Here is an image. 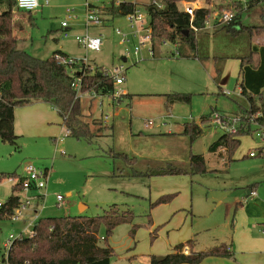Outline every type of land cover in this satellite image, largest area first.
I'll return each mask as SVG.
<instances>
[{"label":"rangeland","instance_id":"1","mask_svg":"<svg viewBox=\"0 0 264 264\" xmlns=\"http://www.w3.org/2000/svg\"><path fill=\"white\" fill-rule=\"evenodd\" d=\"M48 1L45 5L44 0H39L40 7L31 13L30 22L28 16H23L22 23L19 18L22 16H18L14 7L12 19L18 48L40 60L61 50L78 63L87 62L99 73L123 66L124 80L122 85L114 86L111 95L93 97L92 90L80 97L79 120L92 136L90 139L65 137L57 112L46 103H31L30 115L23 117L25 125L30 120V136L17 135L13 145L0 140V203L13 194L11 176H19L22 166L30 163L39 170L50 171L40 218L97 217L110 209L128 216L127 222L108 236L104 225L99 228L100 244L113 250L110 264H148L150 256L170 254L176 245L190 240L198 252L230 245L235 202L246 195L247 187L256 185L258 191L264 187V156L248 157L251 151L257 152L261 143L255 136L240 138L239 148L228 161L226 153L208 151L222 135L219 130L202 125V134L191 139L182 134V129L187 124L199 123L212 109L236 112L239 60L225 61L222 79L217 83L213 81V57L203 61L175 57L168 54L174 49L171 43L155 44L153 58L144 52L143 59L138 60L133 54L135 41L121 44L115 34L116 29L130 32L124 16L104 14L103 25L86 29L83 22L86 0ZM98 1L106 6L135 3L142 11L152 2ZM197 1L211 11L213 23L214 14L233 10V3L244 9L250 0H210L207 4ZM178 7L181 9V2ZM68 8L74 10L77 20L68 24L69 37L63 38L61 23ZM240 22L244 26L260 24L254 13L245 11ZM216 29L199 32L200 57L207 45L210 57H223L235 56L238 49L249 43L247 35L231 36L225 29L215 33ZM86 32L103 37L99 52H87L77 45L75 38ZM261 37L264 34L253 41ZM179 46L183 53L193 52L185 45ZM222 90L232 93L231 96L221 95ZM116 94L120 96L118 100ZM174 94L188 95L190 101L168 103L166 96ZM148 122L152 124L146 127ZM192 155L205 157V172L192 170ZM168 168L186 172L163 174ZM58 195L63 197L65 209L56 208ZM26 219V215L17 223L0 219V264H7L4 244L9 235L18 237ZM31 230L23 233V237H29Z\"/></svg>","mask_w":264,"mask_h":264},{"label":"trees","instance_id":"2","mask_svg":"<svg viewBox=\"0 0 264 264\" xmlns=\"http://www.w3.org/2000/svg\"><path fill=\"white\" fill-rule=\"evenodd\" d=\"M182 1L196 2L197 0H159L161 9L147 6L145 9L150 18L153 44L162 41L176 44L181 58H193L203 61L209 58L208 49L199 56L200 43L197 36L204 27L205 21L211 15L207 7H203L190 16L181 11L178 4ZM206 4L210 0H203ZM113 5V4H112ZM235 17L229 24H223L218 30L225 29L231 36L247 35L249 43L238 49L235 56H213V81L217 83L222 73V63L227 59L239 60L240 98L244 102L239 105L241 113H261L260 123L264 125V45L252 46L255 37L264 34V0H250L243 9L241 5L233 3ZM15 0H0V140L8 144H15L18 136L14 133V111L17 107L34 102L50 105L60 117L62 125L70 130V136L90 139L89 131L80 122V98L72 88L73 76L70 69L61 64L67 55L54 51L45 60L34 58L18 48V41L13 36V9ZM133 8V4L123 2L106 11L109 17L126 16ZM252 12L259 19V25L244 26L240 22L243 12ZM30 15V14H29ZM216 27H214L215 29ZM196 29L197 31H194ZM215 30V33L218 31ZM214 33V34H215ZM179 45H185L189 54L183 53ZM257 56V61L254 57ZM78 70V69H77ZM82 77L81 93L94 91L98 96L114 93V84L110 77H105L96 69L93 75L89 70L80 68L77 73ZM168 103H188L190 97L183 94L167 95ZM213 112V111H211ZM200 118L206 123L210 114ZM201 131L194 124H187L183 134L194 139ZM250 135V132L239 131L237 135L222 134L208 148L210 153L225 149L228 161L240 146L239 138ZM192 170L205 172V162L201 155L190 157ZM186 171L180 168H168L163 174L180 175ZM11 178H19L12 175ZM1 181V176H0ZM256 185L249 186L252 191ZM19 184L12 188V196L3 203L0 219L10 215L18 204ZM165 200L161 201V203ZM105 212L101 216L40 218L33 226V237L17 239L11 244L6 262L7 264H110L113 250L107 245H101L98 232L101 225L105 227L106 235L120 224L126 223L128 216L118 215L116 212ZM106 241V239H103ZM193 241L176 245L173 252L162 257L150 256L148 264H199L209 257H231L227 247L220 245L207 251L193 252L188 255L182 252L185 246L191 247Z\"/></svg>","mask_w":264,"mask_h":264},{"label":"built area","instance_id":"3","mask_svg":"<svg viewBox=\"0 0 264 264\" xmlns=\"http://www.w3.org/2000/svg\"><path fill=\"white\" fill-rule=\"evenodd\" d=\"M123 3V2H121ZM121 3H116L115 5L111 4L106 6L105 4H100L98 0H86L84 4V18L83 22L85 24L86 29L93 26H101L103 25V15L104 12L111 9L113 6H118ZM44 4L48 5L49 1L44 0ZM133 8L132 10L124 16L127 22V27L129 29V33H124L119 29L115 30V34L120 38L121 44H127L132 40L135 41L136 45L133 51L134 56L138 60H142L144 57V52L148 57H154L155 55V45L153 44L152 38V28L150 25V18L149 15L144 9L142 11L138 8L137 4L132 3ZM149 6L157 7L158 9L162 8V5L157 2L156 0H152ZM40 7L39 0H15V8L17 11H21L27 14H31L38 10ZM203 8V6L197 1L192 3H187L182 1L181 2V11L186 13L190 16L192 21L194 17V13ZM73 9H66L65 11V18L64 21L61 23V28L63 29V38H68L69 34L67 33L68 24L70 22H74L77 20V16L73 15ZM235 14L229 12L228 10H222L218 14H214V22H211V15L205 21L204 27L202 31L207 29H214V27L229 24L234 19ZM194 31H197L194 29ZM77 45L83 48L85 51L89 52H99L101 47L103 46L104 39L101 35L98 36H90L87 32L83 36H78L75 38ZM169 42L162 41L161 45L166 46ZM174 48L168 54L178 57L179 51L177 49L176 44H172ZM127 57V56H126ZM126 59V58H125ZM61 64L68 67L70 69V75L73 76L72 88L75 91L77 97H82L81 93V85H82V77L78 76L77 73L80 71L81 67L84 69L89 70L90 74L93 75L95 73V68L90 66L87 62L81 61L78 63L77 61L66 58L61 61ZM78 69V70H77ZM101 73L105 77H110L113 81L114 86H120L123 84V73L124 69L123 66L115 67L109 70H103ZM226 95H230L229 92H225ZM239 96H240V88H239ZM97 94H94L95 97ZM98 96V95H97ZM117 100L120 98L115 97ZM261 113L256 114H244V113H237L235 115H225L219 113L217 111H213L210 114L209 120L204 123L203 125L206 128H214L219 130L222 134L227 135H237L239 131L250 132V135L245 137H253L255 136L256 140H259L261 145L257 148V152L251 151L248 154V157L254 158L258 155H264V125L260 123L259 119L261 118ZM152 123L148 122L147 126H150ZM64 136H70V130L65 128ZM63 139H59L61 141ZM58 141V140H56ZM49 178V171L47 170H39L34 165L28 163L25 164L23 167V175L19 178H10L9 180L16 184H19V192L17 193L18 196V204L14 208L13 212L10 215L5 216L8 218L12 223L20 222L21 219L24 217L26 212L32 211L35 208L33 218L28 221L26 227L22 229L18 237H14V235H9L6 243L4 244V249L7 250V254L9 248L13 241L17 239H22L23 233L27 232L28 229H32L29 237H33V226L34 224L40 219L39 214L44 210V201L46 198V190H47V183ZM32 193V194H31ZM249 196H255V191H249ZM35 202H37V206H35ZM56 208H63L65 209L64 199L61 196H56ZM3 208V203H0V211ZM101 240H103L101 238ZM182 252L185 255L189 254V249L184 247ZM7 259V258H6ZM6 261V260H5ZM7 263V262H6Z\"/></svg>","mask_w":264,"mask_h":264},{"label":"crops","instance_id":"4","mask_svg":"<svg viewBox=\"0 0 264 264\" xmlns=\"http://www.w3.org/2000/svg\"><path fill=\"white\" fill-rule=\"evenodd\" d=\"M15 13H14V26L16 25L15 24ZM17 13H18V16H22V17H19L20 20H23L22 23L25 22L23 16H28L29 17L28 22H30L32 14L29 15L27 13L20 12V11H17ZM104 14L105 15L107 14L106 11L104 12ZM22 23L18 22V24H19L18 27L22 28V26H21ZM13 29H14L13 30V32H14L13 36L16 37V39L19 43L18 35L15 34V28L13 27ZM216 30H218V29H216ZM67 31H68V29H67ZM204 31H206V30H204ZM210 37L211 36L209 35V38ZM214 37H215V35L213 34L212 39ZM251 45L252 46H258V47L263 46L264 45V37L256 38L255 41L252 40ZM209 47L210 46L207 45V49H209ZM243 50H245V49H243ZM56 51L62 52L61 50H56ZM62 53H64V52H62ZM65 55H67V54H65ZM212 57L213 56H211V57L209 56V58H212ZM209 58L206 60H209ZM254 60L257 61V56L254 57ZM225 61L222 64L221 79L223 76ZM212 64H213V68H214V61L213 60H212ZM213 71H214V69H213ZM239 78H240V75H239ZM225 92L226 91L222 90L221 95L229 97L232 94L229 92L230 95H226ZM238 97H239V102L237 103L236 112L223 113V112L217 111L216 109H212L211 111H217V112L225 114V115H235V114L241 112L239 105L240 104L243 105L244 102L241 100L239 95H238ZM48 106H50V105H48ZM42 108H44V107H42ZM25 114L30 115V104L23 106V107H20V108H16L14 111V115H15L14 133L16 136L17 135L22 136V137L30 136V120H27L26 125H25V123L23 121V117ZM192 124L199 127V129L201 131V133H200V135H201L202 134L201 126L203 124L200 122V119H199V123L193 122ZM25 126H27L26 129H25ZM184 127L182 129L183 131H184ZM183 131H182V134H183ZM243 137H245V136H243ZM243 137H240V138H243ZM240 138H239V141H240ZM252 141H255V140H252ZM240 144H241V141H240ZM215 153L216 154L217 153L223 154L226 152H225V149L222 148V149L217 150V152H215ZM201 156L204 158V162H205V157L203 155H201ZM245 157H247V156H245ZM23 167L24 166H22L21 174L19 175V177H21L23 175ZM45 170L49 171L48 169H45ZM49 177H50V171H49ZM253 191H255L256 195L255 196H249V193H248L249 191L246 189V195L238 197V200L235 202L234 216H233V220L231 222L232 227H233L232 240H231L230 245H226L228 251L231 253V257H229V258L209 257V258L204 259L199 264H264V187H261L259 191L257 190V187H256L255 189H253ZM37 204L38 203L35 202V206H37ZM81 206H83V205L81 204ZM34 211H35V208L32 211L30 210V211L26 212V214H25L27 217L26 220L30 221L33 218ZM43 211L41 213H43ZM41 213L39 214V218L41 217L40 216ZM25 221H24V223H25ZM28 221L25 223L24 228L26 227ZM21 231H22V229H21ZM193 244L194 243H192L191 247L185 246L189 249V253L191 250L193 252H198L197 250H194ZM200 251H207V250H200Z\"/></svg>","mask_w":264,"mask_h":264}]
</instances>
